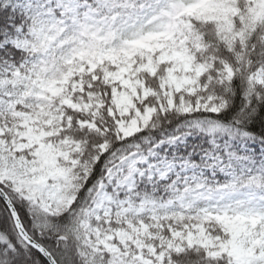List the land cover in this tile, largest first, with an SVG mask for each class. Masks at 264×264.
I'll use <instances>...</instances> for the list:
<instances>
[{"label": "snow or ice", "instance_id": "snow-or-ice-1", "mask_svg": "<svg viewBox=\"0 0 264 264\" xmlns=\"http://www.w3.org/2000/svg\"><path fill=\"white\" fill-rule=\"evenodd\" d=\"M0 264H264V0H0Z\"/></svg>", "mask_w": 264, "mask_h": 264}]
</instances>
